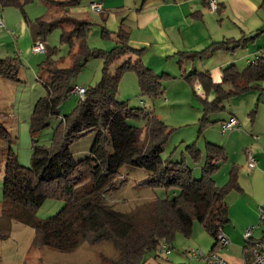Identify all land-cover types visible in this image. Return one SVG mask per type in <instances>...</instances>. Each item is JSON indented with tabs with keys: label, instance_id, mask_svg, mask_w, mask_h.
Returning a JSON list of instances; mask_svg holds the SVG:
<instances>
[{
	"label": "trees",
	"instance_id": "obj_1",
	"mask_svg": "<svg viewBox=\"0 0 264 264\" xmlns=\"http://www.w3.org/2000/svg\"><path fill=\"white\" fill-rule=\"evenodd\" d=\"M78 1L46 0V5L54 11L67 13V8ZM0 7H19L25 16L24 3L19 0H0ZM260 9L264 11V0ZM37 25L42 40L55 29L67 26L60 34V43L68 46V65L61 66L62 61L52 59L39 64V74L45 75L46 94L33 108L30 117L32 134L48 127L50 118L60 117L59 107L73 90L71 80L89 59L102 60V75L95 86L85 88V96L79 99L74 113L61 117L51 145L33 147L30 168L22 167L8 148L2 186L4 212L33 229L36 247L71 251L82 244L108 243L115 251L114 256L104 258L108 264H143L146 255L157 253L160 245L171 246L177 234L191 237L195 222L214 239L212 250L218 246L216 232L229 222L227 194L230 190L240 191L237 168H232L227 183L218 187L213 180L217 169L214 159L225 160V151L207 143L209 156L202 177L199 180L192 178L183 162L173 163L161 158L169 137L165 124L145 109L130 108L126 102L116 100L118 83L125 72H134L141 95L152 97L163 94L161 81L169 75H157L143 65V50L129 45L128 33L122 23L115 32L101 28L103 38L115 41L110 51L88 47L87 34L92 24L84 20L50 14L38 18ZM262 32L264 28L258 34ZM253 38L213 43L197 54L204 56L218 50L232 52ZM184 54L180 53V57ZM122 59L112 73L111 66ZM19 66L17 56L0 59V77L17 81ZM183 80L191 86L198 82L205 95L204 99L198 97L201 103L199 123L203 128L212 123L211 115L224 110L225 101L261 88L264 57L260 55L244 68L233 64L222 68L219 83H215L209 73L186 74ZM209 95H213L211 101L207 100ZM130 118H143L146 121L144 128L130 126L127 123ZM91 132L96 136L89 155L75 160L69 146ZM0 137L13 142L1 118ZM188 149L194 156L199 153L192 147ZM125 165L149 173L140 186L177 188L178 195L172 199L153 200L128 213L113 210L106 204L105 194L116 189L114 183ZM47 198L61 200L64 206L52 217L37 219L35 211Z\"/></svg>",
	"mask_w": 264,
	"mask_h": 264
},
{
	"label": "rangeland",
	"instance_id": "obj_2",
	"mask_svg": "<svg viewBox=\"0 0 264 264\" xmlns=\"http://www.w3.org/2000/svg\"><path fill=\"white\" fill-rule=\"evenodd\" d=\"M19 1L24 3L25 16L19 7H0V16L5 18L6 14L9 22L14 25V27L7 25L8 30L5 27L4 32H0V59L17 56L20 60L16 74L17 81L0 77V118L4 128L13 139V142L10 143L7 139L0 137V264H108L104 258L115 255L114 248L108 243L93 246L82 244L71 251H58L34 246L33 229L4 212L2 186L8 148L11 149L22 167L30 168L33 147L36 145L49 147L61 117L73 114L79 101L77 96L69 94L59 107L60 117L50 118L48 127L36 134L31 133L30 117L33 108L36 102L46 94L43 85L45 75L39 74V64L47 59H52L62 61L61 66L68 65V46L60 43V34L63 29L67 30V26L55 29L45 40H42L38 36L37 19L50 14L59 17L69 15L79 20L83 19L92 24L87 34L88 47L110 51L115 46V41L111 38H103L101 28L110 32H112L111 30L116 31L123 17H118L117 22L114 23V19L110 17L107 19L105 9L102 13L92 11L90 1L94 0H79L77 4L67 8V13L61 10L54 11L46 5V0ZM111 12L115 11L111 10ZM112 23L115 24L114 29L111 28ZM4 33H7V36ZM38 40L43 41L45 51L32 54L30 47ZM123 60L116 61L110 71L113 73ZM102 68L101 59H89L82 70L72 78L71 87L87 89L95 86L101 79ZM161 84L163 94L157 97L141 95L136 74L131 71L125 72L118 83L116 100L126 102L130 108L145 109L160 119L169 132L161 158L173 163L183 162L190 170L192 178L199 180L209 156L207 143L220 146L224 150L223 144L219 142L224 141L230 135V133L222 135L220 128V118L227 117L229 114L226 105L228 102L226 101L224 104L225 107L227 106L226 110L211 115L209 118L212 123L202 128L199 123L201 103L196 95V93L199 94L196 86H191L183 79L180 82L170 75L164 77ZM168 94L171 98L168 97ZM145 122L143 118L127 120L130 126L139 129L144 128ZM242 130L244 131L243 128ZM95 136L96 133L91 132L71 143L69 150L75 160H81L89 155ZM189 147L197 149L198 155H192ZM241 153L242 151L237 145L230 151V161H228L226 153L225 160L214 159L217 169L214 172L213 180L215 182L217 178L218 187H223L227 183L232 168L235 167L238 170V166L234 163L237 162ZM148 176L149 173L143 169L123 166L120 169L119 178L114 183L116 189L105 194L106 204L115 211L128 213L136 207H144L153 200L172 199L178 195L177 188L150 189L140 186V182ZM236 192L234 190L228 192L227 206ZM63 206V201L47 198L35 211V217L40 220L52 217ZM261 227L264 233L263 222ZM192 233V236L188 238L181 234L175 236L171 245L173 254L169 257L172 263L188 264L187 259L180 256L184 250L196 249L205 254L211 248L214 240L200 223H194Z\"/></svg>",
	"mask_w": 264,
	"mask_h": 264
},
{
	"label": "crops",
	"instance_id": "obj_3",
	"mask_svg": "<svg viewBox=\"0 0 264 264\" xmlns=\"http://www.w3.org/2000/svg\"><path fill=\"white\" fill-rule=\"evenodd\" d=\"M209 1L148 0L143 3V0H94L90 4H100L99 13L105 9L107 19H114V23L118 17H123L120 24L128 33L129 45L143 50L141 62L145 67L159 74L170 75L180 82L186 74L209 73L212 80L219 83L222 68L230 64L244 68L260 55L264 57V32L258 34L264 28V11L260 9L263 0H216L218 10L214 12L209 9ZM0 19L3 21L0 32H4L5 27L8 30L7 25L14 27L6 14L5 18L0 16ZM114 25L112 23V29ZM4 35L7 36V33ZM252 37L253 40L232 52L218 50L204 56L197 54L213 43ZM180 53L185 54L180 57ZM195 86L199 93H196L197 97L204 99L205 95L198 82ZM168 97L171 98L169 94ZM212 99L213 95L207 96L208 101ZM227 102L223 106L226 103L228 108L224 106L223 111L227 108L229 114L220 118V124L233 117L239 128L219 143L223 144L228 161L231 159L232 148L238 145L242 151L234 163L238 166L240 191L234 193L228 205L229 222L222 227L229 244L226 247L218 245L212 250L213 242L205 254L214 252L228 264H245L246 258L253 260L251 245L264 239L260 222L261 210L264 209V83L259 90L249 91ZM249 152L256 161L252 170L247 169ZM249 227L254 229L248 245L243 235ZM186 251L180 253L185 260ZM172 254L168 258L158 252L148 254L143 264H174L169 258Z\"/></svg>",
	"mask_w": 264,
	"mask_h": 264
},
{
	"label": "built area",
	"instance_id": "obj_4",
	"mask_svg": "<svg viewBox=\"0 0 264 264\" xmlns=\"http://www.w3.org/2000/svg\"><path fill=\"white\" fill-rule=\"evenodd\" d=\"M90 8L92 11L99 13L101 11V5L92 3L90 4ZM209 9L214 12L218 9L217 1L210 0L209 1ZM3 26V21L0 19V27ZM31 51L33 54L43 53L45 51V47L43 45V41L38 40L33 43L31 47ZM264 55V53H263ZM85 88L84 87H75L71 91L72 95L77 96L79 99H83L85 96ZM221 133L227 134L235 129L239 128V124L235 118L230 117L228 120L222 122L220 124ZM256 166V161L252 157L251 153L247 154V169L252 170ZM260 221L264 222V209L261 210ZM254 227L246 228L244 231V241L249 245V241L251 238V233ZM216 241L219 246L226 247L229 242L227 237L223 234L222 230L219 228L216 232ZM251 254L253 257L252 261H249L247 258L245 259V264H264V239L254 242L251 247ZM158 253L162 255L164 258H168L171 253L170 246L167 244H162L158 248ZM186 259L188 264H192L194 262H204L205 264H228L227 261L217 253L211 252L208 254H204L196 249H189L185 252Z\"/></svg>",
	"mask_w": 264,
	"mask_h": 264
}]
</instances>
